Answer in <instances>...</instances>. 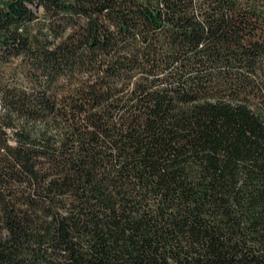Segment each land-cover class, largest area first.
<instances>
[{
    "label": "trees",
    "instance_id": "obj_1",
    "mask_svg": "<svg viewBox=\"0 0 264 264\" xmlns=\"http://www.w3.org/2000/svg\"><path fill=\"white\" fill-rule=\"evenodd\" d=\"M0 264H264V0H0Z\"/></svg>",
    "mask_w": 264,
    "mask_h": 264
}]
</instances>
